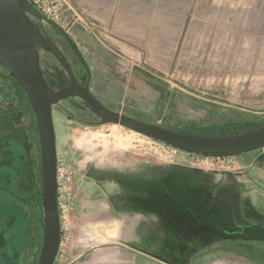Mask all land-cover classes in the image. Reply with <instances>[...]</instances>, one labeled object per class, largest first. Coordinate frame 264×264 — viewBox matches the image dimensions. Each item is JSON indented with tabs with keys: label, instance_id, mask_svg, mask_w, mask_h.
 Segmentation results:
<instances>
[{
	"label": "rangeland",
	"instance_id": "374dc122",
	"mask_svg": "<svg viewBox=\"0 0 264 264\" xmlns=\"http://www.w3.org/2000/svg\"><path fill=\"white\" fill-rule=\"evenodd\" d=\"M20 1L79 82L89 67L91 90L112 110L203 135L264 125V0H54L53 22ZM36 50L57 89L68 74L46 46ZM26 97L0 61V197L15 208L3 205L0 225L9 215L24 230L9 264H37L45 229L39 130ZM52 111L57 155L73 172L54 264H264V148L207 160L153 144L78 97ZM113 179L119 202L97 186Z\"/></svg>",
	"mask_w": 264,
	"mask_h": 264
},
{
	"label": "water",
	"instance_id": "95a60500",
	"mask_svg": "<svg viewBox=\"0 0 264 264\" xmlns=\"http://www.w3.org/2000/svg\"><path fill=\"white\" fill-rule=\"evenodd\" d=\"M31 12L32 10L27 9L20 0H0V61L28 96L39 130L45 229L37 264H54L62 239L57 201V137L52 105L71 97H78L88 104L94 114L106 121L123 125L181 150L203 155H227L264 148V125L239 134L199 135L166 128L112 110L91 90L88 66H86L88 80L82 85L61 54L41 41L39 32L30 18ZM62 32L79 53L74 41L63 29ZM37 43L46 46L68 74L57 89L53 88L44 76L36 50ZM83 61L85 62L84 59Z\"/></svg>",
	"mask_w": 264,
	"mask_h": 264
},
{
	"label": "built area",
	"instance_id": "2783aa9c",
	"mask_svg": "<svg viewBox=\"0 0 264 264\" xmlns=\"http://www.w3.org/2000/svg\"><path fill=\"white\" fill-rule=\"evenodd\" d=\"M32 5L36 8H38L43 15L46 16L47 20L52 21H58L60 20L61 16V5L54 0H29ZM153 144L156 145H162L164 148H169L173 152L180 151L179 148L162 143L158 140H155L153 138H150L146 136ZM207 160L208 159H221L222 157H225V155H212L208 154L206 155ZM57 201H58V209H59V215H60V223H61V231H62V221L65 218L63 215V203H62V197L68 193V190L70 188V185L72 183L73 179V172L66 163H64L57 155Z\"/></svg>",
	"mask_w": 264,
	"mask_h": 264
},
{
	"label": "crops",
	"instance_id": "0c3cea01",
	"mask_svg": "<svg viewBox=\"0 0 264 264\" xmlns=\"http://www.w3.org/2000/svg\"><path fill=\"white\" fill-rule=\"evenodd\" d=\"M107 183L109 184L108 186L104 185L103 183L102 184H98V182H97V186L99 188H101V189L105 188L106 190L113 188L112 192H113V197L116 198L115 201L119 202L120 200H122L123 192L121 193V190L123 188H120V186L117 185L116 180L113 179L112 181H108ZM110 186H112V187H110ZM125 192L126 191H124V193ZM2 198L5 199V200H3ZM2 198L1 199L3 201L1 200L2 202L0 203V209L1 208L3 209V205L4 204H6L8 207L13 208V210L15 209L13 206L10 205L12 201H10L8 195H5V196L2 195ZM5 201H6V203H5ZM22 203H23V201L22 200L20 201V199L17 201L16 204L19 207V209H20V205H18V204H22ZM12 204H14V203H12ZM107 206H109V205H107ZM10 219L11 218L8 215V218L3 220L4 224L0 225V227H1V230H0V241L2 242V240H3L2 244L0 243V245L3 247V250H2L3 252L1 253L0 256L2 257L1 261H2L3 264H5V261L7 262V264L10 263V252H11V250H9L8 247L13 245L14 243L20 242V238H22V234H24V230H22V231L20 230L22 228H21V223L19 222V220H16V221L14 220V223H13ZM41 220H42V218H41ZM23 225H24V223H23ZM136 230L134 232H136ZM125 231H127L128 236H130V237H133L132 234H135L134 232L133 233L131 232L132 230L130 229L129 226H128L127 230L125 229ZM20 233H21V235H20Z\"/></svg>",
	"mask_w": 264,
	"mask_h": 264
},
{
	"label": "flooded vegetation",
	"instance_id": "af4514ba",
	"mask_svg": "<svg viewBox=\"0 0 264 264\" xmlns=\"http://www.w3.org/2000/svg\"><path fill=\"white\" fill-rule=\"evenodd\" d=\"M64 36H65V38H66V40H69V38L65 35V34H63ZM69 42H70V40H69ZM70 45L72 46V48L74 49V51L78 54V56L80 57V59L82 60V62H83V64H85V62L83 61V58H82V55L80 54V53H78V51L75 49V47L72 45V43L70 42ZM86 65V64H85ZM87 79H88V75H86V80L85 81H80V83L82 84V85H85L86 84V82H87ZM90 84H91V80H90ZM91 87V86H90ZM7 149L9 150V148H8V146H7ZM42 183H43V180H42ZM40 195H41V193H40ZM44 217V214H43V197H42V218ZM45 223V222H44Z\"/></svg>",
	"mask_w": 264,
	"mask_h": 264
},
{
	"label": "trees",
	"instance_id": "16d2710c",
	"mask_svg": "<svg viewBox=\"0 0 264 264\" xmlns=\"http://www.w3.org/2000/svg\"><path fill=\"white\" fill-rule=\"evenodd\" d=\"M17 83H18V82H17ZM26 98H28V96H27ZM29 105L31 106L30 102H29ZM32 111H33V110H32ZM33 114H34V112H33ZM170 129H172V128H170ZM36 130H37V134H38V126H37V124H36ZM173 130H175V129H173ZM177 131H180V130H177ZM183 132L190 133V134H199V135H203V132H202V131L194 130V129H187V131H183ZM212 132L215 133L216 130H213V129H212ZM38 135H39V134H38ZM244 152H247V151H244ZM43 222H44V217H43ZM43 224H44V226H45V223H43Z\"/></svg>",
	"mask_w": 264,
	"mask_h": 264
}]
</instances>
